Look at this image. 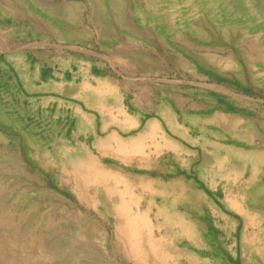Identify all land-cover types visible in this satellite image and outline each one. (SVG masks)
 Returning <instances> with one entry per match:
<instances>
[{
	"label": "rangeland",
	"instance_id": "obj_1",
	"mask_svg": "<svg viewBox=\"0 0 264 264\" xmlns=\"http://www.w3.org/2000/svg\"><path fill=\"white\" fill-rule=\"evenodd\" d=\"M154 1L0 0V264H168L153 254L142 258L119 215L59 178L30 146L38 138L52 148L73 132L76 141L92 136V127L78 132L80 113L69 105L78 101L71 91L84 79L95 83L97 76H108L127 95L129 109L147 117L156 116L157 103H173L169 95L183 99L190 112L239 116L253 127V140L233 137L221 125L209 127L220 128V142L264 150V0ZM190 133L201 131L193 125ZM155 156L160 168L154 176L188 173L182 157L165 151ZM104 159L116 162L110 154ZM240 175L249 176L250 169ZM218 183V191L207 186V193L226 215L181 205L205 226L209 238L202 251L220 264H262L256 242L242 234L243 217L224 199L239 182L220 175ZM252 204L264 215V193ZM64 206L81 210L89 238L72 223L74 217H63ZM229 215L235 220H227ZM102 228L108 233L104 247ZM258 229L248 223L249 231Z\"/></svg>",
	"mask_w": 264,
	"mask_h": 264
},
{
	"label": "bare ground",
	"instance_id": "obj_2",
	"mask_svg": "<svg viewBox=\"0 0 264 264\" xmlns=\"http://www.w3.org/2000/svg\"><path fill=\"white\" fill-rule=\"evenodd\" d=\"M154 3V0L147 2L148 6ZM229 58L230 64L236 62L232 55ZM43 85L48 83L43 82ZM71 93L80 95L78 101L69 102L74 113H80L76 118L77 130L80 132L83 126L92 127V139L76 141L73 139L76 132H73L70 140H61L50 148L37 138L31 141L30 146L35 150L32 151L40 155L59 178L67 177L69 185L88 194L93 204L104 203L105 211L118 214L119 220L134 237L132 249L141 257L148 260L153 254L168 264H220L219 257L207 256L201 249L206 244L205 239L209 238L205 235L201 219L181 205L191 206L200 214L206 207H211L226 215L224 209L215 203L216 198L208 195L206 188L210 186L218 191L220 175H224L239 182L236 192L226 190L224 199L243 217L242 234L245 240L252 238L256 242L253 248L259 252L264 264V215L252 206L257 195L264 193V183H258L259 177L264 175V150L220 142V128L209 127L210 124L221 125L233 137L251 141L255 136L252 126L242 124L243 119L239 116L220 111L211 116L190 112L183 99L176 95H169L173 103L159 102L154 106L156 116H143L141 109H129L123 89L106 75L97 76L95 83L84 79ZM110 97H115V100ZM193 125L201 131L199 136L190 133ZM237 127L245 130L242 132ZM132 128H135L133 133L123 132ZM199 140V149L192 148ZM95 145L96 150L93 151L90 147ZM164 151L178 159L182 157L181 165H187L188 173L154 176V170L160 168L159 163L154 162L155 155ZM186 152L190 153L187 158L182 155ZM109 154L116 158V162L105 161V155ZM130 166L144 169L138 171ZM246 169H250V175L243 177L240 174ZM193 172L196 174L191 175ZM209 172L212 173L211 178L207 176ZM143 202L145 205L141 207ZM60 213L63 217H74L72 223L82 235L88 238L92 235L91 230L82 225L83 214L79 208L71 210L64 206ZM227 220L235 219L229 215ZM248 223L257 224L259 229L249 231ZM8 226L11 227L10 224ZM99 232L101 246L104 247L108 233L103 228ZM182 241H187V244H181Z\"/></svg>",
	"mask_w": 264,
	"mask_h": 264
}]
</instances>
